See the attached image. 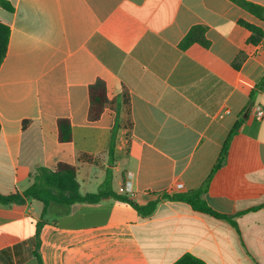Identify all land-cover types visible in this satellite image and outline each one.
Instances as JSON below:
<instances>
[{"label": "crops", "instance_id": "0c3cea01", "mask_svg": "<svg viewBox=\"0 0 264 264\" xmlns=\"http://www.w3.org/2000/svg\"><path fill=\"white\" fill-rule=\"evenodd\" d=\"M10 41L0 67V194L22 195L38 168L77 169L83 195L110 189L139 205L204 188L241 120L221 169L202 198L231 221L162 199L143 218L115 200L70 208L0 204V264H264V21L234 0H4ZM264 8V0H241ZM241 22L262 30L252 33ZM205 27L208 46L182 49ZM108 104L88 120L89 90ZM68 119L72 141L57 122ZM113 149V157L110 150ZM80 220V222H76ZM8 250L10 255L1 253ZM9 260V262H8Z\"/></svg>", "mask_w": 264, "mask_h": 264}, {"label": "trees", "instance_id": "16d2710c", "mask_svg": "<svg viewBox=\"0 0 264 264\" xmlns=\"http://www.w3.org/2000/svg\"><path fill=\"white\" fill-rule=\"evenodd\" d=\"M235 2L242 5L246 10L257 16L259 19L264 21V8L257 6L252 3L244 2L241 0H234ZM0 5L7 10H12L11 6L4 0H0ZM246 27L252 36L249 40L250 43L258 44L263 39L262 30L252 26L250 24L241 22ZM205 27L196 26L190 30L187 36L181 43L182 49H188L194 44H201L204 47L208 46V42L205 39ZM10 41V28L0 22V67L6 58L8 46ZM264 86V78L262 81ZM90 108L88 113V120L90 122H97L101 119L102 114L108 104L106 85L103 81L99 80L90 87L89 90ZM241 120L229 134L221 155L220 159L213 169L210 177L208 178L205 186L201 190L191 191L186 194H179L174 196L164 195L162 199L183 202L188 204L195 212L212 216L216 219L231 221V218L218 214L213 211L206 201L202 198V191L207 188L208 184L212 180L213 176L221 169L225 163L228 155L229 146L233 138L236 136ZM58 125V136L61 143H69L72 141V126L68 119H60L57 122ZM110 156L113 157V149L110 150ZM32 185L22 194L3 196L0 194V204H23L26 200L28 201H39L44 205L42 217L47 215V211L51 206H61L70 208L76 204H87L94 205L109 199L115 200L118 204L125 206L129 210L137 213L143 218L151 217L157 209L158 204L162 199L152 201L147 205H139L129 199L127 196L117 195L110 189V171L107 172L105 182L100 186L97 193H89L83 195L80 191V183L77 180V169L75 166L70 164L61 163L56 170H49L47 168H38L32 176ZM45 221L39 222L36 226V238L33 250V256L36 258L38 264H44L43 258L40 253V231ZM2 255H10L9 251H3ZM9 262V260H8ZM175 264H205L202 260L197 257L187 254L183 256Z\"/></svg>", "mask_w": 264, "mask_h": 264}, {"label": "rangeland", "instance_id": "374dc122", "mask_svg": "<svg viewBox=\"0 0 264 264\" xmlns=\"http://www.w3.org/2000/svg\"><path fill=\"white\" fill-rule=\"evenodd\" d=\"M44 219L47 220V221H50V222L56 221V222H60V223H63V224L67 222L66 218L60 217V216H56V215H52V214L46 215ZM76 222L79 223L80 220H77Z\"/></svg>", "mask_w": 264, "mask_h": 264}, {"label": "built area", "instance_id": "2783aa9c", "mask_svg": "<svg viewBox=\"0 0 264 264\" xmlns=\"http://www.w3.org/2000/svg\"><path fill=\"white\" fill-rule=\"evenodd\" d=\"M254 115L257 120H261L264 117V108L262 106H256L254 108Z\"/></svg>", "mask_w": 264, "mask_h": 264}]
</instances>
